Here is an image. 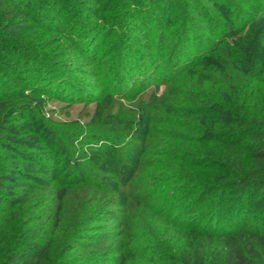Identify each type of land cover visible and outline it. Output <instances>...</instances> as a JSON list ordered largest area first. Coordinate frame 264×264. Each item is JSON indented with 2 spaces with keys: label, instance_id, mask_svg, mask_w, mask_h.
I'll list each match as a JSON object with an SVG mask.
<instances>
[{
  "label": "trees",
  "instance_id": "trees-1",
  "mask_svg": "<svg viewBox=\"0 0 264 264\" xmlns=\"http://www.w3.org/2000/svg\"><path fill=\"white\" fill-rule=\"evenodd\" d=\"M238 1L254 11L225 4L247 24L264 19V0ZM66 2L0 0V264H94L105 242L85 233L100 221L118 223L124 241L137 233L142 264H264V32L239 37L134 113L108 112L100 96L87 123L61 127L51 159L34 104L71 88L58 79L57 90L56 44L44 38ZM72 199L81 217L65 224Z\"/></svg>",
  "mask_w": 264,
  "mask_h": 264
},
{
  "label": "rangeland",
  "instance_id": "rangeland-1",
  "mask_svg": "<svg viewBox=\"0 0 264 264\" xmlns=\"http://www.w3.org/2000/svg\"><path fill=\"white\" fill-rule=\"evenodd\" d=\"M96 1L97 5L93 2L86 5L67 0L64 12L58 14V23L52 24L58 34L44 35L54 37L56 44L57 90L58 79L69 82L71 88L58 90L60 95L56 91L35 98L34 106L40 111L36 118L52 138L50 145L55 149L54 153L44 151L41 156L58 159L62 149L58 145L59 130L61 127L70 130L74 123H87L100 96L102 104L109 102L108 112L134 113L139 102L152 105L166 88H176L185 72L202 67L203 60L214 59L239 37L257 30L264 32V19L247 24L244 17L236 16V11L225 4L226 0H217L219 13L204 0H115L114 8L112 4L106 6L107 0ZM237 5L250 13L254 11V7L238 0ZM231 14L233 24L228 23ZM70 37L73 40L68 45L65 38ZM109 88L111 93L103 95ZM155 113L156 109L151 114ZM74 152L86 157L92 154L78 148ZM56 165L58 168V161ZM61 175L57 172L55 180ZM74 205V199L68 201L62 215L65 224L74 216L81 217ZM120 230L115 221L88 226L85 234L103 240L101 249L112 253L103 256L101 249L92 251L91 262L102 257L94 264L143 263L145 259L139 256L142 241L136 239L137 233H126L129 235L124 241L116 238ZM103 258L111 261L103 262Z\"/></svg>",
  "mask_w": 264,
  "mask_h": 264
}]
</instances>
